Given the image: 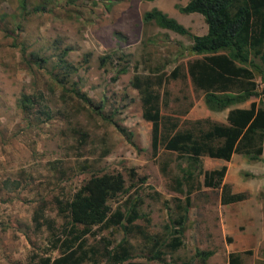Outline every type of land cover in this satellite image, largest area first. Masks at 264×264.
I'll return each mask as SVG.
<instances>
[{
  "label": "rangeland",
  "instance_id": "rangeland-1",
  "mask_svg": "<svg viewBox=\"0 0 264 264\" xmlns=\"http://www.w3.org/2000/svg\"><path fill=\"white\" fill-rule=\"evenodd\" d=\"M187 1L0 0V264L57 258L53 238L66 222L57 202L64 204L91 175L105 173H119L124 188L133 184L108 205L124 213L137 200L138 219L123 221L125 230L93 228L82 264H105L103 248L122 240L133 261H146L158 250L160 258L149 264H228L229 254H238L239 264H264V141L256 161L239 154L227 162L201 158L203 170L225 166L223 183L232 193H244L243 201L221 205L218 189L199 184L189 194L183 185L175 189L178 160L161 151L152 155L151 125L142 119L131 85L134 78L160 77L161 85L153 87L159 112L179 126L198 119L225 123L228 110H208L184 74L196 58L188 38L141 21L143 12L157 8L190 34H204L199 15L176 10ZM252 65L259 66L258 60ZM176 66L179 76L170 79ZM23 94L34 101L25 113L17 107ZM106 118L130 133L132 145ZM130 169L145 181L131 179ZM180 228L181 245L170 251L166 245Z\"/></svg>",
  "mask_w": 264,
  "mask_h": 264
},
{
  "label": "trees",
  "instance_id": "trees-1",
  "mask_svg": "<svg viewBox=\"0 0 264 264\" xmlns=\"http://www.w3.org/2000/svg\"><path fill=\"white\" fill-rule=\"evenodd\" d=\"M153 2L155 0H139ZM180 14H197L205 26L202 35L190 34L186 28L175 19L157 8H151L141 15L144 24L153 23L160 29L171 31L188 38L189 53L196 58L188 61L185 66V76L194 91H200L205 107L213 112L228 110L225 123H216L207 119L186 121L179 126L178 120L164 117L159 112L158 94L153 87L161 85V78L155 81L144 78L132 80V87L137 90L141 102V117L150 123V148L153 156L159 151L167 155H175L178 160L176 169L180 177L174 178L175 189L182 185L187 187V194L196 184L210 189L219 190V203L227 205L243 201L246 195L242 192L232 193L229 186L223 183L225 166L218 169L203 170L202 157L229 161L233 154L244 156L250 161H256L262 154L264 141V0H188L182 6H175ZM36 9V8H35ZM36 11V10H35ZM29 57L37 64L44 60L30 54ZM108 59L100 58V65ZM257 59L259 66L252 65ZM179 66L173 68L170 79L179 76ZM122 68L118 73L122 74ZM184 74L181 78H184ZM260 80V87L255 78ZM74 95L92 109L99 111L96 106L81 93ZM254 98L248 107H236ZM34 101L31 96L20 95L17 107L22 113L31 108ZM114 128L122 134L128 143L130 133L124 130L111 118H106ZM161 170L164 171L165 165ZM131 179L139 184L144 177H137L134 170L128 171ZM201 179V183H199ZM134 186L124 188V181L119 173L91 175L64 202L58 205V213H65L66 222L53 238L54 249L58 257L41 258L38 264H82L88 259L85 250V238L98 226H119L125 230L124 221L131 225L138 214L135 210L137 200L129 202L124 213L119 209H111L108 202L119 195L126 194ZM264 193V189H263ZM187 201V197H186ZM125 201L124 203H126ZM34 217L35 226L39 221ZM46 228L53 230L46 222ZM176 236L170 239L166 247L175 251L180 247L181 228L174 230ZM125 241L103 248L101 258L105 264H149L157 261L161 253L153 252L146 261H133ZM204 259L211 254L205 253ZM228 264H239L238 254H229Z\"/></svg>",
  "mask_w": 264,
  "mask_h": 264
},
{
  "label": "crops",
  "instance_id": "crops-1",
  "mask_svg": "<svg viewBox=\"0 0 264 264\" xmlns=\"http://www.w3.org/2000/svg\"><path fill=\"white\" fill-rule=\"evenodd\" d=\"M202 35V34H201Z\"/></svg>",
  "mask_w": 264,
  "mask_h": 264
}]
</instances>
